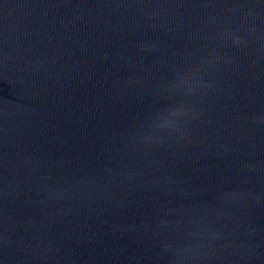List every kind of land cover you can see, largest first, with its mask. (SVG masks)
Segmentation results:
<instances>
[{"label":"water","instance_id":"water-1","mask_svg":"<svg viewBox=\"0 0 264 264\" xmlns=\"http://www.w3.org/2000/svg\"><path fill=\"white\" fill-rule=\"evenodd\" d=\"M0 264H264V0H0Z\"/></svg>","mask_w":264,"mask_h":264}]
</instances>
